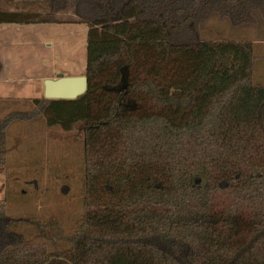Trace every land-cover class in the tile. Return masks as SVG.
<instances>
[{"label":"trees","instance_id":"1","mask_svg":"<svg viewBox=\"0 0 264 264\" xmlns=\"http://www.w3.org/2000/svg\"><path fill=\"white\" fill-rule=\"evenodd\" d=\"M152 1H67L87 26L86 91L73 100L36 99L18 118L64 133L81 129L83 218L68 237L43 236L35 247L17 234L22 222L4 220L6 191L0 264H264L256 47L173 44L174 24L147 16ZM179 8L172 6L174 18L191 19ZM55 14L0 9V25L67 23ZM9 121H0V168Z\"/></svg>","mask_w":264,"mask_h":264},{"label":"rangeland","instance_id":"2","mask_svg":"<svg viewBox=\"0 0 264 264\" xmlns=\"http://www.w3.org/2000/svg\"><path fill=\"white\" fill-rule=\"evenodd\" d=\"M68 0H0V9L49 14L66 24L0 25V121L7 127L6 165L0 168V199L7 195L5 221L22 222L21 241L41 245V237H68L83 218V134L47 128L39 119L18 118L29 113V99H41L45 80L84 75L87 26ZM191 19L177 20L178 5ZM147 16H162L175 26L173 44L204 41L252 42L256 47L253 83L264 85V1L229 5L225 0H154L144 6ZM185 8V9H184ZM184 9V10H183ZM25 194V198L24 195ZM38 198L34 201V198ZM37 205L36 213L31 209ZM31 207V208H30ZM25 225L24 224H27ZM32 223V224H29Z\"/></svg>","mask_w":264,"mask_h":264},{"label":"water","instance_id":"3","mask_svg":"<svg viewBox=\"0 0 264 264\" xmlns=\"http://www.w3.org/2000/svg\"><path fill=\"white\" fill-rule=\"evenodd\" d=\"M87 88L86 77H66L45 80L43 98L48 100H73L83 95Z\"/></svg>","mask_w":264,"mask_h":264},{"label":"crops","instance_id":"4","mask_svg":"<svg viewBox=\"0 0 264 264\" xmlns=\"http://www.w3.org/2000/svg\"><path fill=\"white\" fill-rule=\"evenodd\" d=\"M42 92H43V87L41 88V93H42ZM42 98H43V97H42ZM34 100H36V99H29L28 102H30V103L32 104V102H33ZM0 102H2V103H5V102H7V103H9V102H22V100H20V99H15V100H13L12 98L5 99V97L2 96V93L0 92Z\"/></svg>","mask_w":264,"mask_h":264}]
</instances>
